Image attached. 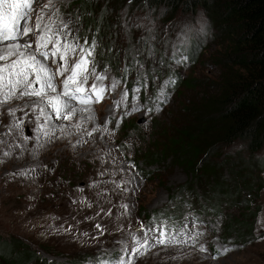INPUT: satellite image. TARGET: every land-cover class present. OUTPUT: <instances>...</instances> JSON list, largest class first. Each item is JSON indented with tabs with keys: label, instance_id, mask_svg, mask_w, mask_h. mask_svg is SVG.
Masks as SVG:
<instances>
[{
	"label": "rangeland",
	"instance_id": "obj_1",
	"mask_svg": "<svg viewBox=\"0 0 264 264\" xmlns=\"http://www.w3.org/2000/svg\"><path fill=\"white\" fill-rule=\"evenodd\" d=\"M47 2L36 0L33 22ZM78 2L52 0L44 23L51 17L59 26L70 19L81 44L85 39L89 44L96 41V71L106 77L100 82L104 98L87 105V110L73 102L77 112L70 121L53 119L44 124L41 118L44 129H55L50 137L37 129L38 113L30 107L36 97L0 105V236L22 241L45 264H93L94 255L114 264L118 257L125 264H264V173L261 189L260 182L252 188L244 182L248 170L242 167L249 153L243 142L203 151L199 160L205 157L209 172L202 173L198 167L194 177L167 153L159 155L190 118L191 104L219 73L213 60L215 43L206 32L197 31L198 21L186 15L187 19L177 21L180 18L162 15L164 9L142 1L84 0L82 7ZM150 10L156 39L146 43L145 27L133 25L150 26L142 19ZM186 24L192 28V39L177 53L185 57L177 65L170 59L171 43L166 46L165 41L174 42L176 32ZM30 38L35 39L30 34L20 43ZM150 48L155 49V59L148 55ZM170 75L175 84L163 85L167 95H158L157 89ZM185 78L195 88L176 86ZM62 79L57 77L58 91ZM113 80L120 81L114 90ZM92 82L89 79L88 85ZM134 87H140L135 101ZM125 88L128 100L121 102ZM133 104L140 106L139 111H132ZM9 109L15 110L14 117L8 115ZM19 122L21 127H15ZM96 172L102 174L95 176ZM210 175L214 182L221 178L233 197L208 193L214 184ZM95 195L107 197L102 207ZM114 201L117 207L108 206ZM92 206L103 208L107 219L122 218L125 224L103 230L102 237H86L81 234L90 226L86 216H96ZM159 223L168 225V237L175 236V241L155 244L159 233L149 231L148 244L155 246L145 255L135 254V240L145 238L141 224L151 228ZM120 229L124 232L117 233Z\"/></svg>",
	"mask_w": 264,
	"mask_h": 264
},
{
	"label": "trees",
	"instance_id": "obj_2",
	"mask_svg": "<svg viewBox=\"0 0 264 264\" xmlns=\"http://www.w3.org/2000/svg\"><path fill=\"white\" fill-rule=\"evenodd\" d=\"M138 1L166 10L170 17L180 18L177 21L184 20V15L203 21L206 34L217 46L213 60L220 67L215 79L209 80L207 89L189 107L188 121L169 139L168 147L160 150V157L167 153L194 177L198 167L202 173L209 172L205 157L199 160L203 151L215 152L241 141L249 153V159L243 161L246 165L242 168L248 170L244 182L250 188L260 182L261 189L264 155L258 154L264 150V0ZM78 3L80 7L85 4L84 0ZM176 86L192 89L196 85L185 78ZM147 156L150 158V153ZM210 177L214 184L208 193L233 197L221 178L214 182V176ZM45 262L22 241L0 236V264Z\"/></svg>",
	"mask_w": 264,
	"mask_h": 264
},
{
	"label": "snow or ice",
	"instance_id": "obj_3",
	"mask_svg": "<svg viewBox=\"0 0 264 264\" xmlns=\"http://www.w3.org/2000/svg\"><path fill=\"white\" fill-rule=\"evenodd\" d=\"M130 3L131 0H129ZM34 4H36V0H0V45H3L0 47V105L7 104L14 98L36 97L37 99L31 102L30 107L33 112L38 113L36 116L37 129L42 130L46 137H50L55 135V129H44L40 123L41 118H43L44 124H48L53 119L70 121L77 112L73 102L84 106L81 110H87L86 106L89 104L99 103L105 93V88L100 82L106 77L96 71V41L93 40L89 44L85 39L81 44L76 31L70 26V19L62 20L59 26L54 25L51 17L48 18V23H44V13L52 7V0H48L40 8V14L35 16L33 22ZM161 14L165 15L166 10H161ZM142 19L149 21L150 26L142 24L133 26L145 27L149 33V37L145 39L146 43L149 40H155V20L151 15V10ZM197 24V31L204 34L206 32L204 22L198 21ZM125 27L127 28V21ZM30 34L35 38L34 41L30 38L20 43L24 37H29ZM191 39L192 28L186 24L176 32L174 42L165 41L166 46L169 43L172 46L170 57L172 63L179 65L184 62V55L177 56V53H180ZM148 55L155 59V49L150 48ZM164 55H168L167 50ZM49 61L55 65V70L49 66ZM159 63L161 67L165 65L163 56ZM140 68H143L142 64ZM152 71L155 72V69ZM144 76L141 77V80ZM57 77H63L60 81L62 85L60 91L57 90ZM89 79L93 81L91 85H88ZM119 83L120 81L113 80L111 89L114 90ZM174 84L175 79L170 75L157 89L158 95H167L163 85ZM141 86L146 87L144 84ZM139 91L140 87L132 89L133 101L137 99ZM128 96L129 92L125 88L121 93V102L127 101ZM116 106L119 107L120 102ZM139 108L138 104H133L132 111H139ZM46 109H51V112ZM148 111H152V109L149 108ZM8 115L14 117L15 110L9 109ZM22 124L23 122H19L15 127L19 128ZM117 125L119 126V121H117ZM25 139L28 138L25 137ZM123 207L127 208L126 205ZM96 227L100 229L101 225L97 224ZM182 227H187V225ZM141 231L145 238L143 241L135 240L132 247V251L138 256L145 255L151 247L155 246L148 244L149 231L159 233V236L155 237V244L165 245L175 241V236L169 239V228L165 223H159L151 228L141 224ZM172 231H175V226ZM85 235L87 234L85 233ZM124 250L126 251L127 247ZM200 250L204 251L205 249L201 246ZM90 259L93 264H114L111 260L103 259L101 255H94ZM115 264H125V261L122 257H118Z\"/></svg>",
	"mask_w": 264,
	"mask_h": 264
},
{
	"label": "bare ground",
	"instance_id": "obj_4",
	"mask_svg": "<svg viewBox=\"0 0 264 264\" xmlns=\"http://www.w3.org/2000/svg\"><path fill=\"white\" fill-rule=\"evenodd\" d=\"M102 173L96 172L94 173L95 176H100ZM53 187V186H52ZM50 190V189H49ZM70 196V195H69ZM70 198V197H69ZM95 198L97 199V201L101 204V207L104 205V200L107 198H103L101 196L95 195ZM61 199V198H60ZM66 200V199H65ZM59 201V200H58ZM64 201V200H63ZM60 202V201H59ZM54 203V202H53ZM108 206H114L117 207V202L114 201V203L109 204ZM98 207V206H92L90 208H94V212L96 213V216H91L89 214V216H86V219H90V226L88 228H86L85 232L81 233L83 235H85V233L87 235H85L88 238H99L103 236V230H109L110 227L112 228L113 226H119L122 227L125 222H123L122 218H120L118 221H112L107 219L106 217H104L101 213V210L103 208ZM89 208V209H90ZM99 224L101 225L100 229H97L96 225ZM72 230L76 229V225L73 224ZM124 230L120 229L117 233H123ZM102 233V234H101ZM72 235H74V233H72ZM131 235L129 234L127 239L130 237ZM100 245L102 244V241L100 240L98 242Z\"/></svg>",
	"mask_w": 264,
	"mask_h": 264
}]
</instances>
